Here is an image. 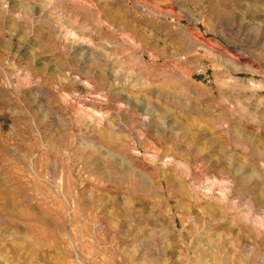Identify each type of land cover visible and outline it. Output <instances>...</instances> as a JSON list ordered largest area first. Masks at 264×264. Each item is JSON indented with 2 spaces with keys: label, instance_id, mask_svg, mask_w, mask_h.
<instances>
[{
  "label": "rangeland",
  "instance_id": "1",
  "mask_svg": "<svg viewBox=\"0 0 264 264\" xmlns=\"http://www.w3.org/2000/svg\"><path fill=\"white\" fill-rule=\"evenodd\" d=\"M0 264H264V0H0Z\"/></svg>",
  "mask_w": 264,
  "mask_h": 264
}]
</instances>
